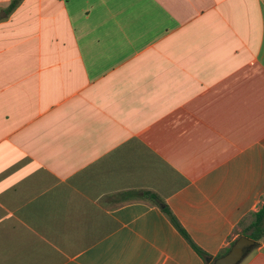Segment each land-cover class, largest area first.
I'll return each mask as SVG.
<instances>
[{
    "label": "crops",
    "instance_id": "obj_1",
    "mask_svg": "<svg viewBox=\"0 0 264 264\" xmlns=\"http://www.w3.org/2000/svg\"><path fill=\"white\" fill-rule=\"evenodd\" d=\"M13 1L0 264L214 262L264 203V0Z\"/></svg>",
    "mask_w": 264,
    "mask_h": 264
},
{
    "label": "trees",
    "instance_id": "obj_2",
    "mask_svg": "<svg viewBox=\"0 0 264 264\" xmlns=\"http://www.w3.org/2000/svg\"><path fill=\"white\" fill-rule=\"evenodd\" d=\"M20 0H14L12 4L10 5L9 10L15 8V6L19 3ZM154 202L159 203V205L162 207L163 211L167 214L170 221L173 223V225L181 232V234L189 241V243L194 247V249L203 257L208 258L209 255L204 252L195 242L191 239L190 235L186 231V229L183 227V225L180 223L178 218L175 216L173 211L170 209V207L162 202L161 198H159L157 195H150L149 196ZM250 221H248V218L246 220H243L240 222L239 226L241 228V231L239 233V237L242 235L248 236L249 238L255 240L254 247L258 246L260 241L264 238V203L261 205L259 210L253 211L251 215L249 216ZM237 239H235L229 248H226L222 252L219 253V255L216 257H220L224 254H226L232 245L235 243ZM215 258V259H216ZM209 264H214V262H210Z\"/></svg>",
    "mask_w": 264,
    "mask_h": 264
},
{
    "label": "water",
    "instance_id": "obj_3",
    "mask_svg": "<svg viewBox=\"0 0 264 264\" xmlns=\"http://www.w3.org/2000/svg\"><path fill=\"white\" fill-rule=\"evenodd\" d=\"M255 245V240L242 235L232 245L230 250L216 258L214 264H240ZM209 261L211 258L208 259Z\"/></svg>",
    "mask_w": 264,
    "mask_h": 264
},
{
    "label": "rangeland",
    "instance_id": "obj_4",
    "mask_svg": "<svg viewBox=\"0 0 264 264\" xmlns=\"http://www.w3.org/2000/svg\"><path fill=\"white\" fill-rule=\"evenodd\" d=\"M248 221H250V218H248Z\"/></svg>",
    "mask_w": 264,
    "mask_h": 264
}]
</instances>
